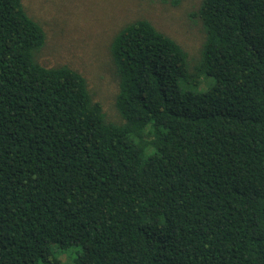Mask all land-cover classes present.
Instances as JSON below:
<instances>
[{
  "label": "trees",
  "instance_id": "16d2710c",
  "mask_svg": "<svg viewBox=\"0 0 264 264\" xmlns=\"http://www.w3.org/2000/svg\"><path fill=\"white\" fill-rule=\"evenodd\" d=\"M191 15L195 59L146 18L113 34L108 119L0 0V264H264V0Z\"/></svg>",
  "mask_w": 264,
  "mask_h": 264
},
{
  "label": "rangeland",
  "instance_id": "374dc122",
  "mask_svg": "<svg viewBox=\"0 0 264 264\" xmlns=\"http://www.w3.org/2000/svg\"><path fill=\"white\" fill-rule=\"evenodd\" d=\"M200 0H23L28 13L38 20L46 40L38 53L44 66L66 64L80 72L89 91L108 119H116L114 99L118 78L109 43L123 24L146 18L173 37L192 59L197 58L203 39L197 17L191 15ZM71 246L56 255L71 262L78 251Z\"/></svg>",
  "mask_w": 264,
  "mask_h": 264
}]
</instances>
